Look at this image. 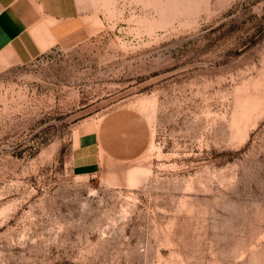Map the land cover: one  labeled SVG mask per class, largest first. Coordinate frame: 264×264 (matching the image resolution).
Returning <instances> with one entry per match:
<instances>
[{"label":"rangeland","instance_id":"1","mask_svg":"<svg viewBox=\"0 0 264 264\" xmlns=\"http://www.w3.org/2000/svg\"><path fill=\"white\" fill-rule=\"evenodd\" d=\"M94 31L0 54V264H264V0H83ZM117 110L137 158L81 165Z\"/></svg>","mask_w":264,"mask_h":264},{"label":"crops","instance_id":"2","mask_svg":"<svg viewBox=\"0 0 264 264\" xmlns=\"http://www.w3.org/2000/svg\"><path fill=\"white\" fill-rule=\"evenodd\" d=\"M93 14L83 0H0V54L24 63L57 45H76L93 34ZM81 165L99 159L126 162L139 157L150 143V127L131 111L106 114L87 135Z\"/></svg>","mask_w":264,"mask_h":264}]
</instances>
